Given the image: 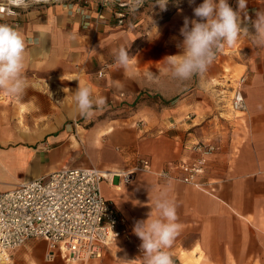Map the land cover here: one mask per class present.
Segmentation results:
<instances>
[{
	"label": "crops",
	"instance_id": "1",
	"mask_svg": "<svg viewBox=\"0 0 264 264\" xmlns=\"http://www.w3.org/2000/svg\"><path fill=\"white\" fill-rule=\"evenodd\" d=\"M72 1L31 5L15 19L0 20L26 41L24 93L0 90V193L62 168L128 171L147 159L150 172H136L121 187L108 184L113 193L104 196L126 218L129 240L118 238L103 248L100 261L84 264H145L133 227L151 211L158 217L155 200L165 191L180 225L166 249L175 264H264V47L242 32L201 75L180 83L163 71L164 58L181 53L184 17L195 18L193 8L203 0L191 6L169 0L164 11L150 6L124 26L97 0ZM228 2L237 9V0ZM246 5L240 23L253 33L251 21L264 12V0ZM122 48L130 55L127 68L116 61ZM243 75L246 112L220 118L214 99ZM79 85L106 103L82 116L73 95ZM198 144L215 146L205 175L211 195L158 176L175 173L195 157L191 149ZM46 251L45 241L30 239L10 254L9 264H65L45 261Z\"/></svg>",
	"mask_w": 264,
	"mask_h": 264
},
{
	"label": "built area",
	"instance_id": "2",
	"mask_svg": "<svg viewBox=\"0 0 264 264\" xmlns=\"http://www.w3.org/2000/svg\"><path fill=\"white\" fill-rule=\"evenodd\" d=\"M50 3L74 4L72 0H2L0 20L15 19L19 12L31 5ZM99 7H109L117 26H124L132 14L152 6L153 0H144L139 10H129L130 0H97ZM97 76H103L102 71ZM246 77L229 80L222 86L232 114L246 112L242 87ZM195 157L177 165L175 173L163 171L161 178L179 181L212 194L205 180L213 144H198L191 149ZM147 159L128 171H107L96 168H62L46 176L25 182L0 193V263H8L10 254L30 239H41L47 244L44 259L57 258L65 264L97 260L104 247L120 237L129 240L128 222L116 210L114 202L102 194V183L115 186L129 184L136 172H150ZM117 185V184H116Z\"/></svg>",
	"mask_w": 264,
	"mask_h": 264
},
{
	"label": "clouds",
	"instance_id": "3",
	"mask_svg": "<svg viewBox=\"0 0 264 264\" xmlns=\"http://www.w3.org/2000/svg\"><path fill=\"white\" fill-rule=\"evenodd\" d=\"M144 0H130L129 10L135 12L142 7ZM169 0H153L152 8L159 6L164 11ZM193 5L195 0H188ZM237 9L230 6L228 0H203L193 8L195 18L184 17L179 30L182 40L177 44L181 49L178 55L164 58L166 67L163 71L174 80L184 83L201 75L214 60L215 54L225 45L232 47L242 32L249 35L258 47H264V12L258 11L255 20L251 21L254 32L242 28L240 13L247 6L246 0H237ZM26 41L24 36L8 24H0V90L19 97L26 88L22 76L25 68ZM117 63L127 68L130 55L127 49H120ZM74 101L82 116L91 114L95 107L103 106L105 98L93 99L89 87L77 88ZM171 183V180H168ZM154 208L158 217L152 219V211L147 220H138L133 227L134 234L141 240L140 251L145 264H175L170 249L180 230L177 223L176 207L167 194L161 192L156 198ZM135 260V259H134ZM134 260H123L131 264Z\"/></svg>",
	"mask_w": 264,
	"mask_h": 264
},
{
	"label": "rangeland",
	"instance_id": "4",
	"mask_svg": "<svg viewBox=\"0 0 264 264\" xmlns=\"http://www.w3.org/2000/svg\"><path fill=\"white\" fill-rule=\"evenodd\" d=\"M0 1H2V0H0ZM139 46L140 45L138 43L134 44L133 49H132L133 53H135L138 50ZM223 94H224V92H219L218 96L214 99V105L216 106L215 110H216L217 115L220 118L225 119L227 121L234 120L235 118L240 117L241 115H243V114H240V113H236V114H232L231 113V111L229 110L228 102H227L226 98H223L224 97ZM114 184L118 185L119 182L117 180H115ZM121 186H123V185H121ZM102 193L104 194V196H107V195L110 196L113 193L112 188L108 185L107 182H103L102 183ZM101 259H102V257L97 259V260L79 261V262H76L74 264H84V263H88V262H91V261H100ZM2 264H9V262L8 263H2Z\"/></svg>",
	"mask_w": 264,
	"mask_h": 264
},
{
	"label": "bare ground",
	"instance_id": "5",
	"mask_svg": "<svg viewBox=\"0 0 264 264\" xmlns=\"http://www.w3.org/2000/svg\"><path fill=\"white\" fill-rule=\"evenodd\" d=\"M105 173V175H108V174H106L107 173V171L106 172H104Z\"/></svg>",
	"mask_w": 264,
	"mask_h": 264
}]
</instances>
